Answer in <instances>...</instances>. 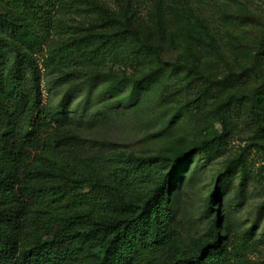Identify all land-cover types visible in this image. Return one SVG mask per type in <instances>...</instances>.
Segmentation results:
<instances>
[{"label":"rangeland","instance_id":"374dc122","mask_svg":"<svg viewBox=\"0 0 264 264\" xmlns=\"http://www.w3.org/2000/svg\"><path fill=\"white\" fill-rule=\"evenodd\" d=\"M69 3L84 8L85 15L67 18L80 29L52 40L112 43L122 51L119 59L61 69L37 53L35 83L18 57L17 32L0 27L13 42L0 41V71L14 76L19 64L31 100L53 114L54 133L66 138L63 153L98 170L130 156L152 159L154 172L168 174L166 159L188 152L166 193L168 241H144L128 264H166L179 250L210 242L215 219L221 241L209 258L264 264V0ZM37 113L0 100V128L33 129ZM150 180L122 195L110 187L96 193L112 215L132 214L123 204H143L155 186ZM141 231L148 238L153 228L144 222ZM99 248L97 242L88 250L97 257Z\"/></svg>","mask_w":264,"mask_h":264},{"label":"trees","instance_id":"16d2710c","mask_svg":"<svg viewBox=\"0 0 264 264\" xmlns=\"http://www.w3.org/2000/svg\"><path fill=\"white\" fill-rule=\"evenodd\" d=\"M74 12L85 15L84 8H77L69 0H0V27L17 32L18 57L31 67L35 83L38 79L33 58L37 53L61 69L100 65L121 57L122 51L112 43L91 47L85 39H74L57 45L54 36L80 29L67 19ZM134 35L143 42L136 31ZM98 37L91 35L88 39ZM0 41L13 46L2 34ZM147 46L157 53L156 48ZM18 69L15 63L14 76L0 71V100L11 101L20 111L38 109V113L33 129L16 132L0 128V264H128L144 241L167 242L165 228L170 211L166 193L180 171V158L188 152L166 159L168 174L154 172L153 166H157L152 159L134 156L100 170L78 165L63 153L66 138L54 133L53 114L31 100L28 89L19 81ZM143 178H152L155 186L143 204H123L132 214L112 215L111 205L96 193V189L110 187L122 195ZM144 222L153 228L148 238L141 231ZM84 226L91 229L88 235L81 233ZM211 232L210 242L179 250L166 264H225L227 258H209L211 249L221 241L219 219L214 220ZM97 242L101 248L93 257L88 249Z\"/></svg>","mask_w":264,"mask_h":264}]
</instances>
